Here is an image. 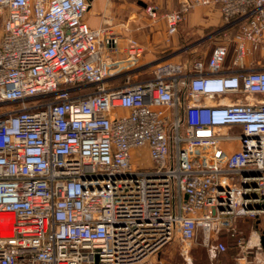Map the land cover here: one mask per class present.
Returning <instances> with one entry per match:
<instances>
[{
    "label": "built area",
    "instance_id": "1",
    "mask_svg": "<svg viewBox=\"0 0 264 264\" xmlns=\"http://www.w3.org/2000/svg\"><path fill=\"white\" fill-rule=\"evenodd\" d=\"M178 6L168 38L212 7L222 41L132 81L142 47L128 38L117 58L120 37L84 21L88 0H0V264H143L172 242L217 264L246 218L233 264H264V69L241 71L264 0Z\"/></svg>",
    "mask_w": 264,
    "mask_h": 264
},
{
    "label": "crops",
    "instance_id": "2",
    "mask_svg": "<svg viewBox=\"0 0 264 264\" xmlns=\"http://www.w3.org/2000/svg\"><path fill=\"white\" fill-rule=\"evenodd\" d=\"M151 2L160 3V0H88L89 10L84 15V21L91 29H96L103 24L108 25L120 37V57L124 56L122 50L127 39L132 38L143 49V53L138 57L139 60L140 58L145 60L141 65L157 64L170 60L168 58L170 54H166L165 49L168 45L175 44V38L170 39L166 36V25L163 20L154 21L147 18L143 8L145 4ZM186 15H189L188 25L190 27L199 26L197 33H201L205 27L215 26L220 22L218 11L212 7H196ZM232 48V46L229 47L226 66L231 65L234 57ZM241 64V71L264 69V40L256 51L243 58ZM258 98H264V96H257L253 99Z\"/></svg>",
    "mask_w": 264,
    "mask_h": 264
},
{
    "label": "rangeland",
    "instance_id": "3",
    "mask_svg": "<svg viewBox=\"0 0 264 264\" xmlns=\"http://www.w3.org/2000/svg\"><path fill=\"white\" fill-rule=\"evenodd\" d=\"M167 1V2H166ZM146 6H152L155 8L157 14L155 18H150L146 13ZM178 0H160V3L151 2L150 4H145L143 11L149 20L161 21L162 16L170 10L178 9ZM138 9H142L138 7ZM188 16L186 15L183 22L179 25L177 32L170 36L175 38V44H170L166 47V54L170 55L168 58L174 62H184L193 59H203L210 55L212 47L222 41V35L215 33V30L221 25V20L215 26L211 25L205 27L201 33H197L196 30L199 26L190 27L188 25ZM2 16L0 14V23ZM124 56L117 58L123 59ZM145 62L142 58L138 59L134 66L142 64ZM155 64H147L144 69L140 72H130V79L132 81H138L139 79H144L149 77L150 72ZM125 71V67H122ZM252 221L249 218L245 220H239L237 222V233L234 236H228L227 250L224 255L219 256L217 264H233V256L235 254L234 244L239 237H246L250 232V225ZM259 227L264 228V218L259 222ZM181 245L177 242H172L171 245H168L161 249L157 255H153L147 258V261L143 264H210L209 258H207L206 250L200 245H193L186 254L180 253Z\"/></svg>",
    "mask_w": 264,
    "mask_h": 264
},
{
    "label": "trees",
    "instance_id": "4",
    "mask_svg": "<svg viewBox=\"0 0 264 264\" xmlns=\"http://www.w3.org/2000/svg\"><path fill=\"white\" fill-rule=\"evenodd\" d=\"M233 32L234 31H232V32H230V35L232 36L233 35ZM219 239L226 245L227 244V240H228V236L227 235H221L220 237H219ZM226 247H227V245H226ZM226 253V252H225Z\"/></svg>",
    "mask_w": 264,
    "mask_h": 264
},
{
    "label": "water",
    "instance_id": "5",
    "mask_svg": "<svg viewBox=\"0 0 264 264\" xmlns=\"http://www.w3.org/2000/svg\"><path fill=\"white\" fill-rule=\"evenodd\" d=\"M261 242H262V245H263V247H264V232H263V235H262V237H261Z\"/></svg>",
    "mask_w": 264,
    "mask_h": 264
},
{
    "label": "bare ground",
    "instance_id": "6",
    "mask_svg": "<svg viewBox=\"0 0 264 264\" xmlns=\"http://www.w3.org/2000/svg\"><path fill=\"white\" fill-rule=\"evenodd\" d=\"M253 239V238H252Z\"/></svg>",
    "mask_w": 264,
    "mask_h": 264
}]
</instances>
